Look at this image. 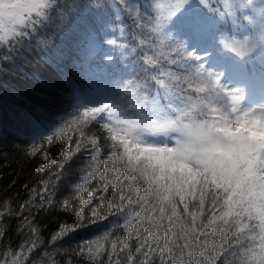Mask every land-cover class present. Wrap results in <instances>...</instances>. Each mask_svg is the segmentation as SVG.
Listing matches in <instances>:
<instances>
[{"label":"snow or ice","instance_id":"6c2138e0","mask_svg":"<svg viewBox=\"0 0 264 264\" xmlns=\"http://www.w3.org/2000/svg\"><path fill=\"white\" fill-rule=\"evenodd\" d=\"M57 3L0 0V48L22 47L50 20ZM201 3L209 17L258 28L257 36L224 44L244 62L241 71L257 56L264 62V0L259 5L254 0ZM110 9L121 26L112 29L119 36L107 44L139 60L130 62L134 71L122 86L118 83L91 106L78 102L65 122L79 137L75 151L80 152L81 139L90 147L80 152L87 154L88 171L77 185V219L61 234L122 215L125 236L119 249L115 240L110 242L109 264H120L113 257L117 252L125 253L126 264H155L153 257L159 264H264V104L245 107L248 88L212 70L195 44L174 41L173 31L186 28L194 35L204 19L205 13L199 19L193 15L190 0H113ZM100 59L114 57L109 53ZM136 72L142 80L133 79ZM254 87L264 96V72ZM92 125L102 130L104 144L86 135ZM58 169L56 181L63 164ZM94 178L98 183L86 188ZM109 188L115 199L106 201ZM50 206L45 184L40 207ZM62 207L70 208L67 200ZM109 236L110 230L83 242L80 250L95 256ZM129 239L137 241L134 252ZM36 247L33 238L19 252L0 255V264H28Z\"/></svg>","mask_w":264,"mask_h":264},{"label":"trees","instance_id":"16d2710c","mask_svg":"<svg viewBox=\"0 0 264 264\" xmlns=\"http://www.w3.org/2000/svg\"><path fill=\"white\" fill-rule=\"evenodd\" d=\"M137 2L143 4L146 0ZM211 2L215 4L216 0ZM112 3L113 0H58L50 20L22 47L0 48V255L19 252L35 238L37 247L28 254V264H109L110 242L115 240L119 249L125 236L122 215H109L96 224L61 234L62 227L73 226L77 219V185L88 171L87 154L81 157L80 152L90 147L81 139L80 152H76L79 137L65 122L72 119L78 102L91 106L109 96L119 83L116 79L125 74L127 79L134 71L130 62L139 60L137 54L121 56L119 49L106 42L119 36L112 29L121 26L113 20ZM190 4L205 13L204 19L194 35L186 28L173 31L176 43L195 44L206 57L204 63L213 61L233 85L241 83V79L246 82L253 70L264 72L260 57L247 61L246 70L241 71L242 62L234 61L224 47L232 36L251 28L246 21L237 27L228 17L210 19L201 0H190ZM130 24L127 20L123 26L127 29ZM205 49H210L211 55ZM5 53H10L7 58ZM109 53L114 60L101 61L100 57ZM142 78L139 72L133 76L136 80ZM250 92L245 96V107L252 108L248 104ZM61 127H65L64 133L58 132ZM84 131L105 143L99 126L92 125ZM49 135L52 141L46 139ZM46 164L52 167H44ZM59 164L64 170L56 181ZM97 183L94 178L86 188ZM45 184L52 194V206L42 208L40 193H44ZM114 199L109 188L105 200ZM66 200L70 208L62 207ZM109 230V242L103 251L92 256L86 249L80 250L83 242ZM127 242L134 252L137 241ZM113 257L126 264L125 253L117 252ZM152 260L159 264L158 257Z\"/></svg>","mask_w":264,"mask_h":264},{"label":"rangeland","instance_id":"374dc122","mask_svg":"<svg viewBox=\"0 0 264 264\" xmlns=\"http://www.w3.org/2000/svg\"><path fill=\"white\" fill-rule=\"evenodd\" d=\"M254 3H256V4L259 5V4L261 3V1H259V0H254ZM191 10H192L193 15H195V16L198 18V17H199V14L201 13V12H200V9L191 6ZM209 18H210V17H209ZM210 19H211V18H210ZM230 21L232 22L231 18H230ZM259 34H260V33H259L258 28H257L256 30H253V29H251V28H247L246 30H244V31L241 32L240 34H238V35H236V36H232L231 38H232V40H243L246 36H249V35L257 36V35H259ZM232 40H231V41H232ZM226 52L229 53V54H232V53H230L227 49H226ZM233 56H234V58H235L236 60H238V58H236L234 54H233ZM257 57H259V56H257ZM257 57H256V58H257ZM260 59H261V58H260ZM239 61H240V60H239ZM241 62L244 63L243 61H241ZM206 65L210 66L212 70L220 71V70H219V67H215V66H214L213 61L210 62V64L207 63ZM132 67H133V66H130L129 69H132ZM225 71H226V70H225ZM125 75L127 76V74H125ZM126 76H124V78H123V77H119V78L116 79V81L119 82V83L121 84V86H122L123 83L126 82V80H127V79L125 78ZM235 86H237V87H241V88H244V86H242V85H235ZM262 104H264V101H257V106H256V108H259Z\"/></svg>","mask_w":264,"mask_h":264}]
</instances>
